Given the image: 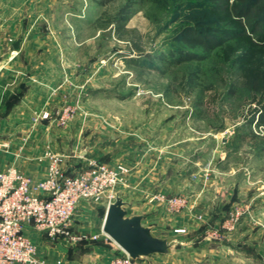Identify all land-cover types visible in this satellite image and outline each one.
I'll return each instance as SVG.
<instances>
[{
	"label": "rangeland",
	"instance_id": "1",
	"mask_svg": "<svg viewBox=\"0 0 264 264\" xmlns=\"http://www.w3.org/2000/svg\"><path fill=\"white\" fill-rule=\"evenodd\" d=\"M212 6L211 0L25 4L31 16L22 21L45 33L36 41L37 60L42 69L49 61L56 83L53 117L65 105L73 109L64 126L45 119L69 140L63 170L71 174L93 161L127 168L115 191L153 201L159 236L176 240L173 254L152 255L146 264H264V144L254 137L264 134L257 122L264 93L242 84L256 72L239 41L212 53L181 41L188 28L234 26ZM179 50L206 58L171 61ZM261 52L252 49V61L262 63ZM163 194L185 197L186 207L167 208L155 198Z\"/></svg>",
	"mask_w": 264,
	"mask_h": 264
},
{
	"label": "crops",
	"instance_id": "2",
	"mask_svg": "<svg viewBox=\"0 0 264 264\" xmlns=\"http://www.w3.org/2000/svg\"><path fill=\"white\" fill-rule=\"evenodd\" d=\"M29 1L0 0V170L15 166L32 179L41 180L47 174V153L66 157L71 150L67 151L70 145L63 130L44 118L46 112H52L56 83L49 72V61L42 62V69L37 60L40 44L36 41L45 33L22 21L31 16L25 11ZM66 171L71 172L68 168ZM132 195V191L128 198L121 195L128 203L129 214H142L144 224L159 235L153 201H136ZM107 208L106 203L95 208L82 202L77 213L75 229L98 235L97 240L88 238L68 246L34 236L40 258L47 264H110L122 249L103 232Z\"/></svg>",
	"mask_w": 264,
	"mask_h": 264
},
{
	"label": "built area",
	"instance_id": "3",
	"mask_svg": "<svg viewBox=\"0 0 264 264\" xmlns=\"http://www.w3.org/2000/svg\"><path fill=\"white\" fill-rule=\"evenodd\" d=\"M53 117L46 112L44 118L64 126L73 115L65 105ZM47 174L34 180L15 166L0 170V264H47L39 256L38 236L55 244L79 243L98 235L76 231V217L82 202L105 197L107 205L115 200L116 186L123 182L127 168L110 167L91 162L87 167L69 174L63 170V157L47 153ZM167 208L179 211L186 207L182 196L155 197ZM133 259L126 252L115 255L110 264H146Z\"/></svg>",
	"mask_w": 264,
	"mask_h": 264
},
{
	"label": "trees",
	"instance_id": "4",
	"mask_svg": "<svg viewBox=\"0 0 264 264\" xmlns=\"http://www.w3.org/2000/svg\"><path fill=\"white\" fill-rule=\"evenodd\" d=\"M212 8L223 13L225 19L234 23V26H229L223 29H214L213 31L200 32L194 28H188L181 38V41L194 48L202 47L208 53H212L216 49L223 47L230 40L239 41L242 46L247 49L246 55L242 58L246 59L250 67H254L252 72L254 75L243 79L242 84L251 90L259 93H264V0H211ZM219 35V36H218ZM252 49H262V63H256L254 57L250 56ZM173 62L182 61H201L206 58L205 55L179 50L177 53L172 52ZM163 59L167 58L163 56ZM255 66H251V64ZM258 65L259 67L256 68ZM258 72V73H257ZM238 87L231 86V94H236ZM253 121V120H252ZM258 125L264 127V112L258 115ZM257 137L264 144V134ZM264 149V148H263Z\"/></svg>",
	"mask_w": 264,
	"mask_h": 264
},
{
	"label": "water",
	"instance_id": "5",
	"mask_svg": "<svg viewBox=\"0 0 264 264\" xmlns=\"http://www.w3.org/2000/svg\"><path fill=\"white\" fill-rule=\"evenodd\" d=\"M127 206L128 203L117 193L115 200L108 205L103 232L133 259L173 254L176 240L157 235L151 226L144 224L142 214H129Z\"/></svg>",
	"mask_w": 264,
	"mask_h": 264
}]
</instances>
